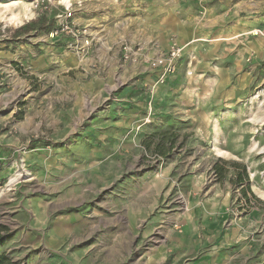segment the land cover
<instances>
[{"label": "rangeland", "instance_id": "1", "mask_svg": "<svg viewBox=\"0 0 264 264\" xmlns=\"http://www.w3.org/2000/svg\"><path fill=\"white\" fill-rule=\"evenodd\" d=\"M0 225L12 264H264V0H0Z\"/></svg>", "mask_w": 264, "mask_h": 264}, {"label": "built area", "instance_id": "2", "mask_svg": "<svg viewBox=\"0 0 264 264\" xmlns=\"http://www.w3.org/2000/svg\"><path fill=\"white\" fill-rule=\"evenodd\" d=\"M54 0H42L43 4H52ZM61 31H66L73 37L78 38L81 35L79 29L72 28L68 21L61 20L60 24L56 26L52 33L59 34ZM183 47L174 44L168 50L155 49L151 53H147L144 46H132L128 43L123 45L122 60L123 62H131L134 64H145L152 71H159L157 75V83H165L168 76L175 73L180 57L182 56ZM190 75L191 72H188Z\"/></svg>", "mask_w": 264, "mask_h": 264}, {"label": "trees", "instance_id": "3", "mask_svg": "<svg viewBox=\"0 0 264 264\" xmlns=\"http://www.w3.org/2000/svg\"><path fill=\"white\" fill-rule=\"evenodd\" d=\"M55 26V21L54 19H48L47 16H41L39 18L33 19L31 21H29V23L24 24L23 26L17 28L15 30V35L19 36L23 33H29L30 30H43L44 32H51L53 30ZM155 136L158 137V141L159 143L156 146V153H158L159 155H165V151L167 149H171L173 147V144L175 143L174 139L176 137V133L174 132V129H166V130H161L157 133L154 134ZM143 145L147 148H149L150 146V142H148L147 140L144 141ZM227 161H224V164H226ZM237 165V164H236ZM239 167L241 168L240 172H237V180H238V184L240 187H243V180H246L248 178V174L246 171V167L242 164L239 165ZM215 172V174L220 175L219 179H223L226 176V171L224 170H218L217 168H215L213 170ZM249 190L245 189L243 187L242 190V195L247 198V194ZM8 231V228L6 226H1L0 225V247L5 243L8 235L6 234ZM12 264L11 261L8 260V258L5 257V255H1L0 256V264Z\"/></svg>", "mask_w": 264, "mask_h": 264}]
</instances>
